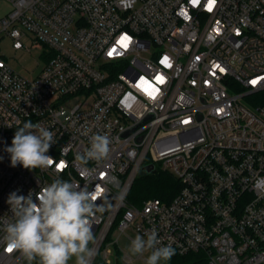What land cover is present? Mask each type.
I'll use <instances>...</instances> for the list:
<instances>
[{"label":"built area","instance_id":"built-area-1","mask_svg":"<svg viewBox=\"0 0 264 264\" xmlns=\"http://www.w3.org/2000/svg\"><path fill=\"white\" fill-rule=\"evenodd\" d=\"M5 1L1 30L45 65L28 78L0 56V264H28L3 240L9 194L35 202L55 179L107 208L92 264L111 263L114 227L145 239L155 229L162 246L209 264H264V0ZM29 120L54 133L47 169L13 167L5 151ZM93 134L110 137L109 158L81 166ZM150 163L182 187L137 207L127 196Z\"/></svg>","mask_w":264,"mask_h":264},{"label":"clouds","instance_id":"clouds-1","mask_svg":"<svg viewBox=\"0 0 264 264\" xmlns=\"http://www.w3.org/2000/svg\"><path fill=\"white\" fill-rule=\"evenodd\" d=\"M55 143L54 133L40 123L27 121L18 126L11 146L5 151L10 154L11 166L17 164L25 169H47L53 164V157L47 155ZM90 147L76 160L81 166L89 161H104L109 158L110 137L106 134H93L89 138ZM27 196L17 192L9 194L12 219L3 225V240L6 250H18L28 264H92L96 250L93 225L97 213L107 208L99 204L95 191L87 186L81 188L73 182L55 179ZM136 235L131 241L129 251L132 255L149 252L145 264H161L169 261L175 254L171 245L162 246L155 229Z\"/></svg>","mask_w":264,"mask_h":264},{"label":"trees","instance_id":"trees-1","mask_svg":"<svg viewBox=\"0 0 264 264\" xmlns=\"http://www.w3.org/2000/svg\"><path fill=\"white\" fill-rule=\"evenodd\" d=\"M264 95V92H263ZM257 102H264V97ZM182 183L178 177L170 170L163 169L156 165L155 170L148 172L141 170L137 175L132 188L127 196L130 204L140 207L149 198H160L165 201L173 199L181 190ZM116 225V220L114 222ZM169 264H209L208 258L203 251H194L181 254L175 250V254L168 261ZM93 264L107 263L100 255H97ZM114 264L121 262V253L118 251L117 259Z\"/></svg>","mask_w":264,"mask_h":264},{"label":"rangeland","instance_id":"rangeland-1","mask_svg":"<svg viewBox=\"0 0 264 264\" xmlns=\"http://www.w3.org/2000/svg\"><path fill=\"white\" fill-rule=\"evenodd\" d=\"M5 0H0V2ZM7 4L9 5L8 10H10V3L8 1ZM0 56L4 57L9 65L16 70L17 72L21 73L22 75L33 78L37 76L42 68L45 65V59L41 55V51L34 49L32 51H27L24 49H15L13 46L12 38L4 31L1 30L0 24ZM83 98L81 96H77L72 99L69 103L70 106L74 105L82 101ZM156 165L160 166L161 163H157ZM164 169V168H163ZM142 168L140 169V171ZM168 170V169H167ZM139 171V172H140ZM139 174V173H138ZM136 235H141L134 229H129L127 233L121 234L120 230L114 227L111 239L116 240L118 238V243L111 245V263L114 264L117 259L118 251L121 253V262L125 264L122 260L123 254L128 253L130 256L134 258V262L132 264H145V261L150 254L149 252H145L143 255H132L129 251V247L131 241L135 238ZM142 236V235H141ZM69 264H74V259L69 262ZM161 264H169L167 262H161Z\"/></svg>","mask_w":264,"mask_h":264},{"label":"crops","instance_id":"crops-1","mask_svg":"<svg viewBox=\"0 0 264 264\" xmlns=\"http://www.w3.org/2000/svg\"><path fill=\"white\" fill-rule=\"evenodd\" d=\"M8 8L9 5L7 4V2H0V18L3 17L9 11Z\"/></svg>","mask_w":264,"mask_h":264},{"label":"water","instance_id":"water-1","mask_svg":"<svg viewBox=\"0 0 264 264\" xmlns=\"http://www.w3.org/2000/svg\"><path fill=\"white\" fill-rule=\"evenodd\" d=\"M155 168H156V165L154 163H150L142 167L143 170H146L148 172L155 170Z\"/></svg>","mask_w":264,"mask_h":264}]
</instances>
